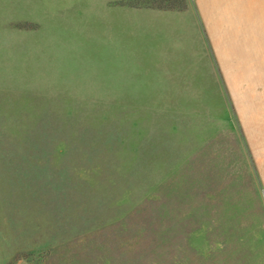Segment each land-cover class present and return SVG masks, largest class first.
I'll return each mask as SVG.
<instances>
[{
    "label": "rangeland",
    "instance_id": "374dc122",
    "mask_svg": "<svg viewBox=\"0 0 264 264\" xmlns=\"http://www.w3.org/2000/svg\"><path fill=\"white\" fill-rule=\"evenodd\" d=\"M190 2L0 0V264H264V46Z\"/></svg>",
    "mask_w": 264,
    "mask_h": 264
},
{
    "label": "crops",
    "instance_id": "0c3cea01",
    "mask_svg": "<svg viewBox=\"0 0 264 264\" xmlns=\"http://www.w3.org/2000/svg\"><path fill=\"white\" fill-rule=\"evenodd\" d=\"M189 7L187 13L164 12L179 19L182 18L177 16L183 15V18L197 22V30L194 27L192 35L205 40L201 46L213 50L216 64L226 62L221 58L223 55L260 53L257 49L264 46L261 42L264 39V0H191ZM200 58L196 61H200ZM204 60L209 63L207 59ZM189 63L188 59L187 65ZM216 68L225 69L221 66ZM250 147L264 206V142L254 143L252 140Z\"/></svg>",
    "mask_w": 264,
    "mask_h": 264
}]
</instances>
